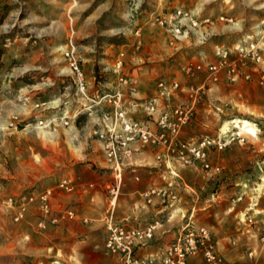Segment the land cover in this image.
I'll return each mask as SVG.
<instances>
[{
    "label": "rangeland",
    "instance_id": "374dc122",
    "mask_svg": "<svg viewBox=\"0 0 264 264\" xmlns=\"http://www.w3.org/2000/svg\"><path fill=\"white\" fill-rule=\"evenodd\" d=\"M206 17L209 21L196 27L187 24ZM69 42L90 88L99 93L113 90L119 76L152 82L154 90L160 79L178 81L181 89L171 104L189 108L190 115L176 138L198 142L208 136L221 146L207 150L217 172L199 160L184 164L172 153L178 162L167 170L172 189L182 197L174 207L183 206L188 215L190 206H206L193 217L212 232L222 264H264V0H1L0 264H12L6 246L9 228L20 231L31 216L39 217L36 223L43 230L47 223L71 220L60 218L67 208L54 203L55 193L49 215L36 200L18 221L5 199L36 195L69 177L64 170L73 167L91 181H111L107 168L84 156L90 152L85 144L89 122L63 58ZM221 50L233 72L223 68L217 81L204 72L194 77L185 73L188 64L218 61ZM117 59L123 61L119 70ZM64 115L68 125H48L50 118ZM237 119L247 120L254 133L234 126ZM150 122L158 131L155 120ZM108 190L102 187L107 195ZM76 221L90 222L83 216ZM183 221L174 216L172 223ZM93 232L85 247L94 249L96 264H102L103 229ZM22 239L24 234L17 236V244ZM36 257L43 258L36 264H73L53 245ZM57 258L63 261L57 263Z\"/></svg>",
    "mask_w": 264,
    "mask_h": 264
},
{
    "label": "built area",
    "instance_id": "2783aa9c",
    "mask_svg": "<svg viewBox=\"0 0 264 264\" xmlns=\"http://www.w3.org/2000/svg\"><path fill=\"white\" fill-rule=\"evenodd\" d=\"M177 15L183 14L177 11ZM182 17L187 19L186 15ZM209 18H203L199 22L195 19L187 21L188 26L196 27L200 23L208 22ZM164 21L161 20L160 23ZM176 32L179 29H175ZM202 36L200 31H197ZM221 57L216 62L191 63L184 67L189 77L196 73L204 72L211 81H217L223 68L234 71L232 63L226 59L227 52H218ZM123 56V52L119 54ZM63 58L66 60L76 88V93L82 101L83 111L97 120H101L103 129H96L95 134L102 142L103 151L107 159L118 168L125 161L132 158L143 146H160L167 150V155L176 153V157L184 164H192V161L199 160L206 170L217 172L218 165L208 162L207 150L210 146H221L220 142L203 137L198 142L192 140H179L177 135L187 122L190 109L179 104H171L175 91L181 89L178 81L167 83L160 79L156 83L154 94L149 97H142L133 102V107L128 110L123 105V94L118 86L110 92L99 93L98 89L92 90L90 82L82 67L76 47L72 42L65 45ZM123 64L122 59H117L116 68L119 70ZM231 67V68H230ZM236 74H233L232 80ZM118 81L126 85L134 92V87L128 83V78L119 76ZM264 84V80L261 81ZM203 87V85H202ZM200 87V89H203ZM155 120L158 131L150 128V121ZM103 121H107L105 124ZM60 122L68 125L67 117H52L48 125H55ZM43 123L42 119L37 121L38 125ZM75 183L69 178L60 179L54 186L45 188L36 195H30L25 200H16L13 197L5 199L4 204L8 209L14 211L13 219L18 221L29 211V206L38 200L39 208L44 215L52 212V198L55 191L71 192ZM109 194L114 195L116 187H109ZM77 215L72 209L61 211V219H76ZM51 222H57L58 218L50 216ZM178 233L167 245L162 246L154 253L142 254L141 248L151 245L154 239V227L148 225L130 226L116 221L112 213H108L105 219L107 229L104 240V254L110 258L109 264H192L194 258L199 257L204 264H222V257L217 249V241L212 232L202 224L195 222L193 214L183 216Z\"/></svg>",
    "mask_w": 264,
    "mask_h": 264
},
{
    "label": "crops",
    "instance_id": "0c3cea01",
    "mask_svg": "<svg viewBox=\"0 0 264 264\" xmlns=\"http://www.w3.org/2000/svg\"><path fill=\"white\" fill-rule=\"evenodd\" d=\"M127 78L129 85L134 87V92L119 81L115 86L121 89L123 105L130 110L137 99L153 94L154 86L152 82L144 79L133 76ZM88 122L85 144L90 152L84 156L88 155L87 160L107 168L110 171L111 181L103 184V181H91L75 167L64 170L66 173L64 175H68L67 178L75 183V189L72 193L55 191L53 201L62 208L75 211L76 219L78 216H83L90 222L80 225L76 219L64 220L58 225L47 223V229L43 230L36 223L40 220L39 217L31 216L20 231L15 228L8 229L6 246L8 258L12 264H18L17 262L36 264V261L43 259L42 257L38 259L36 256L44 254L49 245L55 246L57 251H63L66 256L72 257L73 264H96L94 249L85 246L90 245L92 237L95 236L93 231L98 228L103 229L105 240L107 233L105 219L108 213H112L116 221L130 226L152 225L154 227L153 242L141 248L142 254L154 253L162 246L169 244L178 233L181 223H172L173 218L177 216L182 219L187 209L183 206L174 207V204L181 203L182 197L172 189L171 183L174 180L167 170L168 167L173 166V162H178L177 158L167 155L164 147L145 145L135 152L132 158L116 168L105 156L102 142L95 134V130L103 129L104 124L100 120L96 125L97 120L92 116H88ZM103 122L107 123V121ZM149 124L153 129L154 123ZM69 128L70 126H67V129ZM161 166L166 169L161 171ZM102 187H116V192L114 195H107L102 192ZM189 209L188 213L191 212L194 215L196 209L204 210L206 206L192 205ZM22 234H24V240L17 244V236ZM80 235L84 236L82 240L78 239ZM21 246L23 250L19 249ZM101 260L102 264H109L111 259L103 251ZM62 261L60 258L56 259L57 263ZM192 264H198V259L194 258Z\"/></svg>",
    "mask_w": 264,
    "mask_h": 264
},
{
    "label": "bare ground",
    "instance_id": "6f19581e",
    "mask_svg": "<svg viewBox=\"0 0 264 264\" xmlns=\"http://www.w3.org/2000/svg\"><path fill=\"white\" fill-rule=\"evenodd\" d=\"M234 123H236V127H243V128H247L246 131L250 132V133H254V129L252 127H249L250 123L247 121V120H240V119H237V120H234L232 121Z\"/></svg>",
    "mask_w": 264,
    "mask_h": 264
},
{
    "label": "trees",
    "instance_id": "16d2710c",
    "mask_svg": "<svg viewBox=\"0 0 264 264\" xmlns=\"http://www.w3.org/2000/svg\"><path fill=\"white\" fill-rule=\"evenodd\" d=\"M1 1V0H0Z\"/></svg>",
    "mask_w": 264,
    "mask_h": 264
}]
</instances>
